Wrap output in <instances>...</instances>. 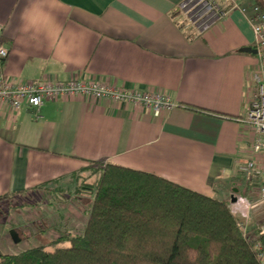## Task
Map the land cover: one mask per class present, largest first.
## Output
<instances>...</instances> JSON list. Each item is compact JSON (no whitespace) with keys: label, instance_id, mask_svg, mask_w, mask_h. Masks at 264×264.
<instances>
[{"label":"crops","instance_id":"0c3cea01","mask_svg":"<svg viewBox=\"0 0 264 264\" xmlns=\"http://www.w3.org/2000/svg\"><path fill=\"white\" fill-rule=\"evenodd\" d=\"M180 1L0 0L3 78L96 80L175 103L155 116L108 98L45 99L40 118L0 104V197L72 196L101 161L219 199L259 194L258 171L238 169L256 158L245 117L259 62L242 49H255L253 30L229 0H216L227 16L197 31ZM236 1L251 12L252 0Z\"/></svg>","mask_w":264,"mask_h":264},{"label":"trees","instance_id":"16d2710c","mask_svg":"<svg viewBox=\"0 0 264 264\" xmlns=\"http://www.w3.org/2000/svg\"><path fill=\"white\" fill-rule=\"evenodd\" d=\"M252 2L264 12V0ZM101 162L76 188L75 196L80 188L79 199L92 204L84 231L71 235L69 246L0 254V264H258L255 246L264 247V233L244 232L246 221L233 213L231 198Z\"/></svg>","mask_w":264,"mask_h":264},{"label":"built area","instance_id":"2783aa9c","mask_svg":"<svg viewBox=\"0 0 264 264\" xmlns=\"http://www.w3.org/2000/svg\"><path fill=\"white\" fill-rule=\"evenodd\" d=\"M229 4L231 8L239 10L247 18L254 33L256 55L259 62L258 69L252 75L254 90L245 117L247 124L255 133L252 152L256 158L240 165L238 169L245 173L253 169L258 171L260 195L257 201L252 202H247L244 198L238 197L231 205L234 214H240L247 219L251 209L258 207L259 204H264V12L254 2L249 6L250 13L246 6L237 3L236 0H229ZM177 8L184 19L197 31H204L228 14V10L222 8L216 0H181ZM7 56V48L0 46V63ZM81 96L92 99L108 98L118 103L139 106L152 111L155 116L163 111L168 112L175 105L171 97L159 91L129 90L107 83L103 84L96 80L84 81L73 78L67 82L57 80L52 82L42 79L29 83H13L0 76V104H7L13 111H18L26 105L34 111L37 118L41 117L39 111L45 99L56 100V98ZM263 233L264 229L261 230V234ZM255 249L258 264H264V247L257 243Z\"/></svg>","mask_w":264,"mask_h":264},{"label":"rangeland","instance_id":"374dc122","mask_svg":"<svg viewBox=\"0 0 264 264\" xmlns=\"http://www.w3.org/2000/svg\"><path fill=\"white\" fill-rule=\"evenodd\" d=\"M75 189L72 196H58L54 190H34L22 196L0 199V254L17 253L37 246L48 251L55 247L69 246L68 238L84 231L92 206L88 199H79L83 190L79 188L80 195L76 197ZM256 195L250 197L252 201L259 199L260 193ZM245 221V232L257 226L260 231L263 230L264 204L251 209ZM12 230L16 231L17 242L14 241Z\"/></svg>","mask_w":264,"mask_h":264},{"label":"water","instance_id":"95a60500","mask_svg":"<svg viewBox=\"0 0 264 264\" xmlns=\"http://www.w3.org/2000/svg\"><path fill=\"white\" fill-rule=\"evenodd\" d=\"M244 51H246V52H249V53H252V54H256V52H257V50H256V48L254 49V48H252V47H243L242 48ZM236 201V199H235V197L234 196H232L231 197V203H234ZM12 235H13V238H14V241L15 242H17V239H15L16 238V231H14V230H12Z\"/></svg>","mask_w":264,"mask_h":264}]
</instances>
